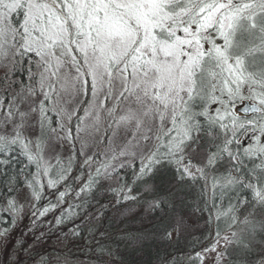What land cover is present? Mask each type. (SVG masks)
I'll return each instance as SVG.
<instances>
[{
    "label": "snow or ice",
    "instance_id": "6c2138e0",
    "mask_svg": "<svg viewBox=\"0 0 264 264\" xmlns=\"http://www.w3.org/2000/svg\"><path fill=\"white\" fill-rule=\"evenodd\" d=\"M184 183L199 185L214 264H264V0H0V220L15 225L21 195L34 207L57 190L43 217L103 186L151 214L142 247L186 226L164 227Z\"/></svg>",
    "mask_w": 264,
    "mask_h": 264
},
{
    "label": "trees",
    "instance_id": "16d2710c",
    "mask_svg": "<svg viewBox=\"0 0 264 264\" xmlns=\"http://www.w3.org/2000/svg\"><path fill=\"white\" fill-rule=\"evenodd\" d=\"M81 171L83 170L79 167L74 168L72 175L67 181L72 190L78 189L83 180L86 179ZM75 176L81 177V180L78 181L80 184L78 185V182L72 179ZM172 179L173 173L171 170L165 172L162 179L158 178L157 183L164 185L163 191L160 193L161 195L167 191L168 184ZM62 189L63 185L60 186L59 190ZM56 191L51 190L48 195L38 203H35L31 214L33 217L38 218L40 225L45 226L46 229L51 231L47 238L51 243L59 240V236L54 235V232L58 231V228H65L61 234H69V225H71V222L73 223L74 219H77L76 224H80L79 226H81V228L77 229L80 231L79 237L84 233L86 234L84 241H80V238H78L80 248L83 250V253L80 254L82 256L80 259H85L89 264H95L98 255L97 249L101 244L118 250L124 264H164L165 261H167V264H200L196 253H204L203 250L206 247H210L214 239L212 229L205 224L207 214L205 213L202 216L199 212L195 211L199 200L198 184L191 185L184 183L179 188H174L173 192H179L180 198L173 207L169 208L167 204L165 206L167 218L164 227H168L174 223L177 217L184 218L186 226L181 229L180 235L178 237L174 236L171 241H148L142 247L134 245L131 242V237L138 234L137 230L141 227V219L144 218L145 222H147L146 217L151 215L144 212L142 205H137L133 202L117 205L115 203V196L111 192L104 190L102 186L96 192L94 198L91 196L83 197L77 204L71 207V210L77 213L74 216H68L69 208H65V205L72 201L68 196L65 197V202L61 205L62 207L58 206L50 210L43 217H40L38 214L33 215V212L42 209L49 202L56 204ZM50 195H53V197ZM173 198L175 197H170V199ZM78 204L81 207H75ZM129 208L132 209V212L128 211ZM60 216H65L66 218L63 223L57 225L56 219ZM7 220H10V216L5 214L4 218L0 220V224L3 221L5 224H10ZM70 229H73V227ZM88 239L95 244L93 248L95 249V253H90V249L86 248L85 243ZM259 248L260 245L257 243L255 251L258 252ZM36 250L32 247L30 254L34 255L33 251ZM67 256L68 254H61V256L56 257L69 258ZM253 258L250 257V259Z\"/></svg>",
    "mask_w": 264,
    "mask_h": 264
},
{
    "label": "rangeland",
    "instance_id": "374dc122",
    "mask_svg": "<svg viewBox=\"0 0 264 264\" xmlns=\"http://www.w3.org/2000/svg\"><path fill=\"white\" fill-rule=\"evenodd\" d=\"M86 172L87 170L81 171L85 178ZM78 184L80 183L78 182ZM49 193L50 191L47 195ZM50 196L53 197V195ZM68 197L72 201L68 202L65 208L74 206L79 202L74 195ZM19 200L24 204V208L22 213L16 218L15 225L10 223L12 220L11 216L10 220H7L10 224L7 222L5 224V220L0 224V232H3L6 228L9 229L7 240L0 237V264H89L85 259H80L82 257L80 254L83 253V250L80 248V242L78 241V238H80V241H84L86 234L84 233L81 237L73 235L74 231L80 233L77 229L81 228V226H79L80 224H76L77 219H74L73 223L71 222L73 226L69 225V234H61L65 228H58V231H55L54 235L59 236V240L55 242L56 244L54 242L51 243L47 239L51 231L46 229L45 226L40 225L38 218L33 217L31 214L34 208L32 203H29L24 195H21ZM55 203H57V200ZM62 204L60 203L59 207H62ZM71 227L73 229H70ZM85 244L86 248L90 249V253H95V249H93L95 244L90 239ZM32 247L35 250L38 248L36 251H33L34 255L30 254ZM61 254H68L67 257L69 258L56 257L61 256ZM202 254L205 256L204 264H214V253L204 252Z\"/></svg>",
    "mask_w": 264,
    "mask_h": 264
},
{
    "label": "water",
    "instance_id": "95a60500",
    "mask_svg": "<svg viewBox=\"0 0 264 264\" xmlns=\"http://www.w3.org/2000/svg\"><path fill=\"white\" fill-rule=\"evenodd\" d=\"M241 115H243L242 111H241Z\"/></svg>",
    "mask_w": 264,
    "mask_h": 264
}]
</instances>
